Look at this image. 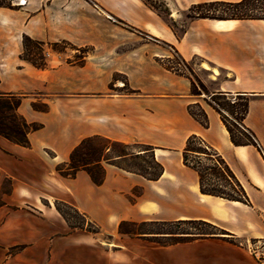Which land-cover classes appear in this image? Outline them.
Returning <instances> with one entry per match:
<instances>
[{"label": "crops", "instance_id": "obj_1", "mask_svg": "<svg viewBox=\"0 0 264 264\" xmlns=\"http://www.w3.org/2000/svg\"><path fill=\"white\" fill-rule=\"evenodd\" d=\"M23 1L0 6V94L21 96L18 114L40 128L27 135L28 148L0 136V180L12 182L9 194L0 193V264H257L244 245L264 239V20L188 19L177 37L142 0ZM213 1L240 0H163L173 21ZM23 35L88 54L74 65L67 51L46 53V68L37 69L20 59ZM163 43L186 62L199 60L209 97L248 98L243 125L255 146L231 143L208 98L191 95L189 79L164 66L171 54ZM34 101L47 111H34ZM193 107L204 111L205 127ZM190 136L224 160L246 203L200 193L196 171L182 161ZM92 137L152 147L162 175L150 181L108 164L100 185L83 170L58 175L56 165ZM55 201L106 239L71 231ZM178 221L206 222L217 234L159 245L117 233L121 222Z\"/></svg>", "mask_w": 264, "mask_h": 264}, {"label": "trees", "instance_id": "obj_2", "mask_svg": "<svg viewBox=\"0 0 264 264\" xmlns=\"http://www.w3.org/2000/svg\"><path fill=\"white\" fill-rule=\"evenodd\" d=\"M5 1L6 0H0V6L9 5L5 3ZM254 1L257 2V0H240L238 2L213 1V2H203V3L194 4L188 8L189 12L192 14L188 18L213 19V20H264V15L256 16L251 14L254 10V7L256 6L253 4ZM218 11H222L224 13L228 12L229 14L216 15L215 12ZM21 44H22V52L20 55V59L37 69L46 68L47 65L46 49H49L56 54H63L68 50L76 52L75 55L68 60L69 63L74 65L81 64L84 61V58L88 54L87 48H75L71 44L64 41L55 42V43L38 42L29 38L26 35L22 36ZM174 53L181 61L184 68H187L185 61L180 58V56L177 54L176 51H174ZM163 64L168 70L179 72L177 69H174L173 67H169L166 61L163 62ZM187 78L189 79L191 85V89H190L191 95H199L200 91L207 93L201 81L196 79L199 87V90H197L192 79L189 77ZM215 99L225 100L226 99L225 95L217 94L212 96V102H208V104L220 114L222 123L225 126L226 131L228 132L231 143L234 146H244V145L255 146L256 143L254 141V135L243 125V119L245 118V115L248 111L249 101L247 97L237 95L234 102H230V100L226 99L225 104L216 103ZM20 103H21V96H17L13 94H0V113H5L3 115V118L0 117V136L15 145H18L23 148H28L29 141L27 135L31 132L37 131L40 128V126L34 123H27L18 114V108ZM31 107L34 111L37 112L47 111V105L41 103V106H38L37 101L32 102ZM198 108H199L198 114L194 113L192 109H190L189 112L195 119H197L202 124V126L205 127L207 125L206 115L200 107ZM222 109L227 110V112L230 115L236 116L233 126L238 132V135L241 137V139H237L233 135L229 126L226 124V120L221 113ZM96 141L104 142V144L98 150L92 148L91 146V144ZM116 147H122L123 150H116L115 149ZM97 153L100 154L99 158L96 161L92 162V159L97 155ZM188 155L194 157L197 160L199 159V157H204L206 158L207 161L211 162L212 168H210V170L225 184V188H227L231 193H225L223 190H218V189H211V190L205 189L204 186L205 175L199 169L198 166L189 162ZM142 158H147L149 160L148 167L143 168L133 163L134 161ZM115 161H120L121 163L118 164ZM182 161L186 166L196 171L198 175L199 191L201 194L219 197L229 201H236L241 203H246L248 201L244 189L237 181L233 173L230 171L228 166L225 164L224 160L213 150L205 146L198 137L190 136L187 139L185 147L182 152ZM103 163L114 166L123 171L139 175L150 181H155L159 179L163 173V167L154 158L152 147L142 144H136V143L121 144L100 137H92L82 140L79 143V145H77L71 151L67 162L56 165L55 172L61 177L70 178L73 177L77 171L83 170L88 174L89 178L91 179L94 185H100L103 181V166H102ZM93 166H96L97 170L93 169L92 168ZM4 180L8 183V187L1 192V195L9 194L12 190L11 180L9 178H4ZM3 205L4 203L0 199V207ZM54 206L57 212L66 222L68 227L71 229V231L83 230L92 234L100 233L99 228L95 224L89 222L86 219V217L82 215L73 206L63 201H55ZM67 211L70 212L72 215L76 216L77 218H79L83 222V224L73 222L74 219L73 216L67 213ZM175 223L198 224L200 226L207 227L216 231L215 226L202 221H178L171 223L151 222V223H140V224L121 222L117 226V231L120 235L127 236L129 238L142 237L143 234H153L157 236H163V238H170L168 242L160 243L142 237L150 242H154L159 245H171L175 243L189 241L195 238H203L217 234V233H204L200 229H196L198 233L195 234L175 233L171 231L137 234L126 230L127 226H132L136 229H139L147 226L148 224L165 226V225H172ZM179 234L186 235L187 237H183L182 239H179L180 237H176Z\"/></svg>", "mask_w": 264, "mask_h": 264}, {"label": "rangeland", "instance_id": "obj_3", "mask_svg": "<svg viewBox=\"0 0 264 264\" xmlns=\"http://www.w3.org/2000/svg\"><path fill=\"white\" fill-rule=\"evenodd\" d=\"M16 1H18V0H9V1L6 0L5 3L11 4V3H15ZM142 1L148 7L157 10V12L159 13V15L161 17L162 23L164 25H166L168 28H170L175 33V35L177 37L181 36V34L184 30V24L188 21V19H189L188 17L192 15L189 12L188 8L186 10H184L183 12H181L180 18H178L177 21H173L166 16V10H165L163 0H142ZM253 4L256 6L254 7V10L251 14L256 15V16H263L264 15V0H257V2L254 1ZM215 14L216 15H224V14H229V13L228 12L224 13L222 11H218V12H215ZM161 46L164 47L171 54V57L169 58L168 62H166L169 67H173L174 69H180V71H179L180 73L191 78L192 81L194 82L197 90H199V87H198L196 79H198L199 81L202 82L207 93L200 91V94L195 95V96H200L201 98L207 97L208 98V100L206 99L207 103L212 102V96L209 97V88L212 86V83H210L208 81L207 73L205 71L199 70L197 68V66L199 65V60L192 59L191 61H187V62L185 61V64H186L187 68L189 69L188 70L187 68H184L181 61L179 60V58L176 56V54L173 52V50L170 48L169 45L163 43V44H161ZM67 52L69 54H71L72 57L76 53V52H72L70 50H68ZM46 53L54 54L49 49H46ZM206 69H208V68H206ZM123 93L127 94L128 91H123ZM225 98L230 100V102H234V100L236 99V96H225ZM225 100L215 99V102L219 103V104H225V102H226ZM37 105L41 106V102L37 101ZM192 111L194 113L198 114L199 108L193 107ZM221 113L224 116V118L226 120V124L231 129L233 135L237 139H241V137L238 135V132L236 131V129L233 126L236 116L230 115L227 112V110H225V109H222ZM4 114L5 113H0V117L3 118ZM103 144H104V142H102V141H96V142L92 143L91 146H92V148L98 150V149H100V147ZM115 149L116 150H123L122 147H116ZM99 156H100V154L97 153V155L92 159V162L96 161L99 158ZM107 157H109V156H107ZM188 160H189V162L198 166L199 169L204 173V175H205V180H204L205 189H207V190L218 189V190H223L225 193H231L227 188H225V184L215 174L212 173V171L210 170V168H212V163L207 161L206 158L199 157V159L197 160L194 157L188 155ZM115 162L118 164L121 163L120 161H115ZM133 163H135V164H137L143 168H146L149 166V160L147 158L138 159V160L134 161ZM103 165H105V163H103ZM92 168L97 170L96 166H93ZM7 187H8V183L5 180L1 179L0 180V193L4 189H6ZM0 199H1V196H0ZM67 213H69L71 216H73V218H74L73 222L83 224V222L79 218L72 215L68 211H67ZM90 229H92V228H90ZM196 229H200L204 233H217L216 231H214L210 228L203 227V226H200L198 224H188V223H175L172 225H165V226L148 224L147 226H145L143 228H139V229H136L132 226L126 227L127 231L134 232L137 234L138 233L143 234V233H155V232H169V231L175 232V233L195 234V233H198V231H196ZM121 236H123V235H121ZM98 237L102 240H105L107 236L105 234H99ZM123 237H127V236H123ZM142 237H145L148 240H154V241H157L160 243H166L170 240V238H163V236H157V235H153V234H143ZM176 237H180L179 239H182L183 237H187V236L179 234Z\"/></svg>", "mask_w": 264, "mask_h": 264}, {"label": "built area", "instance_id": "obj_4", "mask_svg": "<svg viewBox=\"0 0 264 264\" xmlns=\"http://www.w3.org/2000/svg\"><path fill=\"white\" fill-rule=\"evenodd\" d=\"M20 4L24 3L19 0ZM180 71V69H177ZM245 248L257 264H264V239H256L245 243Z\"/></svg>", "mask_w": 264, "mask_h": 264}, {"label": "bare ground", "instance_id": "obj_5", "mask_svg": "<svg viewBox=\"0 0 264 264\" xmlns=\"http://www.w3.org/2000/svg\"><path fill=\"white\" fill-rule=\"evenodd\" d=\"M23 4V3H22ZM203 67L206 69V68H208L207 66H205V65H203Z\"/></svg>", "mask_w": 264, "mask_h": 264}]
</instances>
